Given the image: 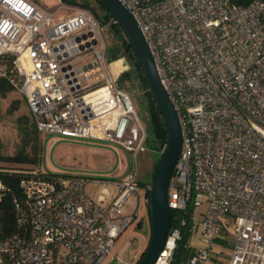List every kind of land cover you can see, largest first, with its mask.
<instances>
[{"label":"built area","instance_id":"obj_1","mask_svg":"<svg viewBox=\"0 0 264 264\" xmlns=\"http://www.w3.org/2000/svg\"><path fill=\"white\" fill-rule=\"evenodd\" d=\"M120 1L180 122L168 205L193 204L188 264H264V0ZM56 15L34 0H0V78L23 96L37 131L115 142L133 166L97 177L0 165V264H132L139 252L131 261L110 254L136 218L126 204L138 194L147 133L107 69L99 18L84 7ZM86 51L93 67L66 63ZM6 198L14 228L3 234ZM228 236L227 257H214V242ZM180 239V227L170 228L158 260L170 264Z\"/></svg>","mask_w":264,"mask_h":264},{"label":"rangeland","instance_id":"obj_2","mask_svg":"<svg viewBox=\"0 0 264 264\" xmlns=\"http://www.w3.org/2000/svg\"><path fill=\"white\" fill-rule=\"evenodd\" d=\"M34 1L50 12L56 11V16H66L76 12L79 8H83L78 4L67 1L61 2V0ZM89 1V4L95 7L96 12L103 16L102 8L99 7L97 1ZM100 34L106 44V55L110 49L119 54L122 50V42L117 38L116 27L111 26L110 23H101ZM91 59V52L86 51L71 57L66 63H72L78 67L89 63ZM119 64L123 66L126 64L128 68L125 70L132 68L131 62L125 56H121L120 59L111 61L107 65L108 71L115 75L114 67ZM120 74L115 76H120ZM120 86L131 96L147 133V142L151 143L153 141V127L145 91L142 89L138 75L130 73L125 76L121 80ZM33 124L25 99L18 91L13 89L5 91L4 94L0 93V139L3 144L2 152L5 156L15 155L20 149L29 153L30 144L26 138L24 139V135L33 137L35 133H38L40 140L39 160L31 165L36 166L44 173L105 177L114 175V172L120 168L124 169L126 173L133 166L131 152L120 144L102 139L68 137L57 132H39L35 130ZM145 146L146 150L141 152L138 157L140 179L144 174L150 172L153 165V153L148 149L147 143ZM101 149H106L111 153V168H97L99 167L97 157L101 153ZM137 191L139 194L129 198L126 208L130 211L136 208L142 216L139 214L132 220L126 230L117 238L110 258L112 256L115 258L118 254L124 260L131 261L134 253H140L147 246L150 233L148 230L149 215L144 203V189L141 185H138ZM114 262L115 259H113Z\"/></svg>","mask_w":264,"mask_h":264},{"label":"water","instance_id":"obj_3","mask_svg":"<svg viewBox=\"0 0 264 264\" xmlns=\"http://www.w3.org/2000/svg\"><path fill=\"white\" fill-rule=\"evenodd\" d=\"M65 1L67 0H61V2ZM101 1L110 16L122 28L127 46L132 49L138 59L168 133L167 143L153 168L148 195L150 233L147 246L138 262V264H156L160 253L164 249L171 226L172 210L168 205V188L182 148L180 122L168 93L161 82L153 55L136 19L120 0ZM91 10L97 16L96 12L93 9ZM84 37L86 36L84 35ZM94 65H96V62H90L82 65V68L87 70V68H91ZM70 66L71 64H69ZM99 71L100 68L98 66L93 70V73L98 72L95 79L102 77V73Z\"/></svg>","mask_w":264,"mask_h":264},{"label":"trees","instance_id":"obj_4","mask_svg":"<svg viewBox=\"0 0 264 264\" xmlns=\"http://www.w3.org/2000/svg\"><path fill=\"white\" fill-rule=\"evenodd\" d=\"M96 1L99 7L102 8L103 16H101L100 14H98V12H96L95 7L89 4L90 2L89 0H80L79 2L77 0H67L68 3L78 4L79 6H82L84 8L93 9L96 12L97 17L99 18L102 24L110 23L111 26L116 27V35L117 38L122 42V50L120 51L119 54H117L114 52L113 49L112 50L110 49L107 54V60L108 62H111L120 58L121 56H125L131 62L132 68L125 70L120 74L119 83L125 76L129 75L130 73H135L136 75H138L142 85V89L145 91L146 101L150 114V120L153 127V141L151 143H148L146 139V143L148 145V149L153 153V165L149 173L144 174V176L141 177V179L139 177L138 182L139 185H141L142 188L144 189V197L146 199L145 205L148 211L147 199L149 195V188L151 186V181H152L153 168L167 143L168 133L162 115L149 89L144 72L138 63V59L134 55L132 49L127 46L126 37L123 33L122 28L110 16L109 12L107 11L102 1L101 0H96ZM231 1L239 4H247L250 0H231ZM13 89L14 88L6 80L0 78V93L4 94L5 91H11ZM33 125L35 127V124ZM35 130L37 131L36 127ZM38 137H39L38 133H35L33 137H30L29 135L25 134L24 139L26 138L27 142L29 141L30 152L26 153L25 150L20 149L15 155L12 156H5L3 154L2 152L3 144L0 139V165L21 167V166H32L31 164H35L36 162H38L39 153H40V140ZM28 138H30V140H28ZM15 178L16 177L6 176L4 179L7 183L13 185L15 189L18 191L19 188ZM171 210H172V220H171L170 228L179 226L181 229V239L178 241L177 246L173 251V255H172L173 257L172 260L170 261V264H188L190 257L194 253V248L189 245L193 204L192 202H189L185 209H171ZM2 211H3V227H4L3 234H5L11 232L14 228V220L11 211V206L7 198L4 200L2 204ZM182 217L185 218L186 220L184 225L180 224V220ZM145 248L146 247L143 248V250L140 252L139 257L132 264H138Z\"/></svg>","mask_w":264,"mask_h":264},{"label":"crops","instance_id":"obj_5","mask_svg":"<svg viewBox=\"0 0 264 264\" xmlns=\"http://www.w3.org/2000/svg\"><path fill=\"white\" fill-rule=\"evenodd\" d=\"M126 68H128V66H126V64H124V66L119 64V65H117V66L114 67V70L113 71H114L115 75H118L122 71H125ZM111 158H112L111 153L108 150L101 149V153L97 157L98 165H99V167H97V168L98 169H108V168H111L112 167ZM129 170L125 173L124 172V169L120 168V169H117L114 172V174L118 172V173H120L121 176H125L129 172ZM138 194H139V192H138ZM144 203H146L145 197H144ZM127 211H130V210L127 209ZM132 212L135 213L136 217H138L139 214H140V216H142L141 212H139L138 210H136V208ZM229 238L230 237L228 236V238H226V239H217L214 242V244H213L214 257L215 256H223V257L225 256V257H227V255H228V253L230 251V248H231V244H230Z\"/></svg>","mask_w":264,"mask_h":264},{"label":"bare ground","instance_id":"obj_6","mask_svg":"<svg viewBox=\"0 0 264 264\" xmlns=\"http://www.w3.org/2000/svg\"><path fill=\"white\" fill-rule=\"evenodd\" d=\"M156 264H166V262L162 259H159Z\"/></svg>","mask_w":264,"mask_h":264}]
</instances>
